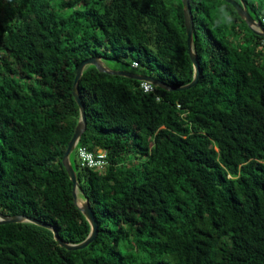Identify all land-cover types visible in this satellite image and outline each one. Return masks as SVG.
Listing matches in <instances>:
<instances>
[{
  "label": "trees",
  "instance_id": "16d2710c",
  "mask_svg": "<svg viewBox=\"0 0 264 264\" xmlns=\"http://www.w3.org/2000/svg\"><path fill=\"white\" fill-rule=\"evenodd\" d=\"M189 4L193 86L144 91L93 64L79 78L86 128L69 160L94 240L67 249L45 226L1 223L0 264H264V37L226 0ZM89 57L190 83L181 0H0V213L69 243L90 232L62 162ZM80 147L104 149L105 165Z\"/></svg>",
  "mask_w": 264,
  "mask_h": 264
},
{
  "label": "water",
  "instance_id": "95a60500",
  "mask_svg": "<svg viewBox=\"0 0 264 264\" xmlns=\"http://www.w3.org/2000/svg\"><path fill=\"white\" fill-rule=\"evenodd\" d=\"M226 1L231 3L234 6L237 13L245 20L247 25L256 34L264 37V27H262L249 14V12H248V10H247V8L243 2H241V1L237 2L236 0H226ZM181 2L183 5L184 25H185V31H186V36H187L188 53L190 55V58L192 60L193 67H194V76H193V79L190 83H188L182 87H172L169 84H166V83L158 80L157 78H155L153 76L133 73V72L127 71V70L109 69L107 66L104 65L102 60L97 58V57H89L88 59L81 61V63L77 67L76 74H75L74 81H73V95H74L75 101L79 107L80 118H79V121H78L75 129H74L73 135L68 142L67 148L63 154L62 162H63V165L65 166L66 171H67V173L70 177V180L73 184L72 194H73L74 202L77 204V206L79 207V209L81 210V212L83 213V215L85 216V218L88 220V222L90 224V232H89L88 236L84 240H82L78 243H69V242L64 241L59 236V234H58V232L54 226H52L48 223L39 221L35 218L25 216V215L9 216V215H4V214L0 213V224L1 223H7V222L31 221V222H34L36 224L45 226V227H47L53 231L54 238L58 242V244L61 246H64L67 249H80V248L85 247L87 244H89L91 241L94 240V238L96 237L97 232H98V222H97V220L94 216L93 210L90 207L86 198L80 204L78 203L77 189H79V184H78V181L76 179L75 170L73 169V167L70 163V160H69L70 153L74 150L79 138L81 137L83 131L86 128L85 108H84V105H83V103L79 97L78 91H77V85H78L79 78L82 74L83 69L87 65L93 64L101 72H106V73L115 74V75H123L126 77L138 79V80L150 81L159 87L169 89V90L179 89V88H188V87L193 86L199 77V61H198V57L196 55V52H195L194 46H193V17H192V12H191V8H190L189 0H181Z\"/></svg>",
  "mask_w": 264,
  "mask_h": 264
},
{
  "label": "built area",
  "instance_id": "2783aa9c",
  "mask_svg": "<svg viewBox=\"0 0 264 264\" xmlns=\"http://www.w3.org/2000/svg\"><path fill=\"white\" fill-rule=\"evenodd\" d=\"M258 23L261 25H264V14L261 16ZM133 66H136L137 63L133 62ZM141 87L144 89V91H152L155 87V84H153L150 81L142 80L141 81ZM79 157L81 158V161L83 164H87L89 166H98L101 167L102 165H105L106 163V154L107 152L102 149L98 148L97 152L94 153L90 150H88L85 147H80L78 150Z\"/></svg>",
  "mask_w": 264,
  "mask_h": 264
},
{
  "label": "rangeland",
  "instance_id": "374dc122",
  "mask_svg": "<svg viewBox=\"0 0 264 264\" xmlns=\"http://www.w3.org/2000/svg\"><path fill=\"white\" fill-rule=\"evenodd\" d=\"M238 1H241L243 2V0H238ZM253 4H257L259 7H263L264 9V0H249L246 7L248 9V11L254 16V10H253ZM262 9V10H263ZM127 63L126 62H123V61H111V60H108L107 63H104L105 66H107L109 69H113V70H131V71H135L137 72V69H134L132 66H130L128 63L131 61L129 58L126 59ZM84 197L81 196V193L80 191L77 189V200H78V203L80 204L81 202L84 201Z\"/></svg>",
  "mask_w": 264,
  "mask_h": 264
},
{
  "label": "clouds",
  "instance_id": "9594fccd",
  "mask_svg": "<svg viewBox=\"0 0 264 264\" xmlns=\"http://www.w3.org/2000/svg\"><path fill=\"white\" fill-rule=\"evenodd\" d=\"M258 22V21H257Z\"/></svg>",
  "mask_w": 264,
  "mask_h": 264
}]
</instances>
